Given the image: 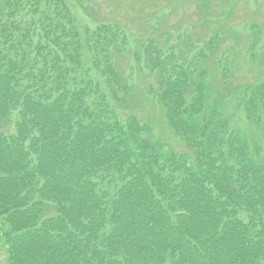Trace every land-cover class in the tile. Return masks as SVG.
Wrapping results in <instances>:
<instances>
[{
    "label": "trees",
    "instance_id": "16d2710c",
    "mask_svg": "<svg viewBox=\"0 0 264 264\" xmlns=\"http://www.w3.org/2000/svg\"><path fill=\"white\" fill-rule=\"evenodd\" d=\"M122 32L81 34L65 0H0V125L13 128L0 131L8 263L264 264L261 149L213 98L203 66L222 39L187 58L144 45L151 92L190 158L112 108L130 92L112 61L128 44ZM260 34L249 27L250 58L264 56ZM214 62L225 88L228 57ZM236 94L264 139V75Z\"/></svg>",
    "mask_w": 264,
    "mask_h": 264
},
{
    "label": "rangeland",
    "instance_id": "374dc122",
    "mask_svg": "<svg viewBox=\"0 0 264 264\" xmlns=\"http://www.w3.org/2000/svg\"><path fill=\"white\" fill-rule=\"evenodd\" d=\"M75 17V25L83 34L102 24L118 27L127 38L125 49L112 61L124 77L129 95L123 106H111L125 119L136 116L150 129L153 138L175 153L192 154L184 143L168 128L163 108L152 93L156 89V75L150 72L145 61L144 45L155 42L164 50L172 48L179 57H192L203 50L204 44L214 36L220 37L214 55L206 66L207 82L213 98L222 96L225 112L241 135L257 144L260 159L264 162V139L260 133L237 112V94L244 85L255 83L264 75V56L250 58L247 54L249 27L259 26L260 45L264 44V0H65ZM192 48V49H191ZM260 54L259 51H256ZM135 54L139 55L136 61ZM227 58L232 73L224 88L215 61ZM230 61V62H229ZM96 72L92 71V74ZM152 91V92H151ZM122 99L123 94H121ZM14 121V118L12 119ZM0 131L13 132L9 124L0 125ZM2 223L0 222V228ZM0 264H9L0 229Z\"/></svg>",
    "mask_w": 264,
    "mask_h": 264
}]
</instances>
